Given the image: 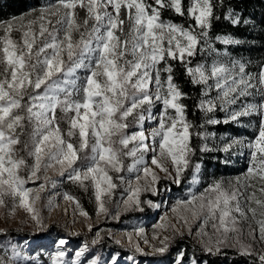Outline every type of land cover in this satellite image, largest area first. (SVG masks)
<instances>
[{
    "label": "snow or ice",
    "instance_id": "6c2138e0",
    "mask_svg": "<svg viewBox=\"0 0 264 264\" xmlns=\"http://www.w3.org/2000/svg\"><path fill=\"white\" fill-rule=\"evenodd\" d=\"M224 3L225 0H55L0 22L3 33L0 35V207L7 208L10 214L22 207L42 226V219L29 201L33 190L24 187L27 181L20 175V169L26 168L28 179H35L42 164L45 170L54 164L62 168L67 165L71 169L68 178L81 187L91 180L99 211L104 213L108 209L101 195L117 187L106 169L110 166L121 171V155L134 158L129 171L142 173L143 190L153 194L157 192L154 185L161 178L159 172L174 183L180 182L189 167L198 174L201 165L193 164L192 157L198 150L213 149L206 143L197 149L191 143L190 130L197 125L187 119V106L181 102L187 94L174 82L170 61L175 60L184 66L191 77L190 83L204 86L203 97L208 98L199 100L198 109L207 115L206 124H228L247 116L258 118V135L246 145L251 156L243 177H237L235 185L227 188L223 181H214L201 195L178 202L185 211L202 219L199 226L202 236L209 235L206 226L210 220L213 232L221 234L213 246H204L205 251L218 253L221 246H229V233H232V239L240 245V254L252 255V246L241 243L242 229L237 225L247 221L250 213L259 228L258 234L250 228L249 235L253 241L258 239L264 244V63L259 65L260 70L255 75L247 72L246 64L240 61L231 62L230 67L216 62L210 70L203 65L188 66L191 63L188 57L210 45L209 31L213 22L221 19L217 10ZM78 10L85 13L82 21ZM165 11L191 23L186 27L184 23L164 20ZM29 16L31 18L26 19ZM223 18L233 25L242 22L231 9ZM13 31L21 33L19 41L12 38ZM74 33L79 39H74ZM214 39L225 45L241 43L227 35H217ZM79 68H87L89 74L77 87L75 80L68 78L74 77ZM210 80H214V84H210ZM213 88L218 90L215 98L209 96ZM257 93L259 99L255 103H244L239 110H229L242 98L247 100ZM157 103L162 105V110L159 116H154L152 109ZM58 108L68 123L66 133H62L56 116ZM134 110H139L136 120L141 130L127 135L123 130L128 127L127 117ZM217 110L226 112L227 118L223 121L214 118ZM146 119H155L158 124L150 135L143 131ZM25 122L32 126L31 150L28 151L34 158L31 165L18 155L16 148L24 135ZM65 135L69 139L66 140ZM208 135L195 133L196 137L204 139ZM210 135L215 136V133ZM74 136L78 137V144L71 142ZM133 141L136 143L128 149ZM241 143L231 139L220 150L228 153L233 145ZM117 144L121 147H114ZM24 147L28 149L29 144L25 142ZM85 150L90 151L85 157L89 164L82 174L73 165L81 159L79 152ZM148 152L153 154L150 159L145 158ZM45 156L47 162H44ZM161 158L170 159L174 174ZM60 174L63 175V171ZM141 190L139 186L130 185L125 203L139 207ZM6 197L11 198V203L6 202ZM39 198L36 195L34 200ZM65 198L74 200L67 194ZM147 203L158 207L151 201ZM76 206L80 207L78 201ZM80 214L88 215L82 208ZM160 227H164L163 223ZM139 233L143 235L144 229H139ZM131 239L129 234V242ZM167 240L164 236L161 246L152 247L157 253H165ZM58 243L64 245L66 241L61 239ZM143 243H149L147 237ZM135 251L143 252L140 242L135 244ZM15 255L18 253L14 252ZM65 255L64 251L56 253L57 264ZM82 255V251L77 253L78 257ZM184 256L183 250L178 251L173 264H184ZM119 259V254H114L110 264H118ZM258 260L259 264H264V252L258 254ZM0 264H5L2 258Z\"/></svg>",
    "mask_w": 264,
    "mask_h": 264
},
{
    "label": "rangeland",
    "instance_id": "374dc122",
    "mask_svg": "<svg viewBox=\"0 0 264 264\" xmlns=\"http://www.w3.org/2000/svg\"><path fill=\"white\" fill-rule=\"evenodd\" d=\"M54 2H49L48 4ZM30 18V16L26 17V19ZM126 27L127 25L125 28ZM0 35H3V33L0 32ZM20 37V32L13 31L12 38L14 40L19 41ZM85 63H87V61H85ZM88 74L87 68H79L75 71L74 77H69L68 79H74L77 87H79L82 85ZM258 99L259 95L257 93L254 96L248 97L247 100L255 103ZM247 100L243 99V101ZM161 110L162 105L157 103V106L152 109V114L154 116H159ZM137 111L139 110H134L133 114L127 117L126 123L128 124V127L123 130L127 135H131L132 133L141 130L140 124L136 120ZM169 111L174 112L172 109ZM145 114L147 115V113ZM69 115L72 114L69 113ZM257 122L258 118L256 117L255 125L252 124L250 127L254 128ZM26 125L27 143L29 144V147L26 149V153L20 157H23L27 164L31 165L34 162V158L28 155V151L31 150L30 133L32 131V126L27 124V122ZM156 127H158V124L155 119H146L143 121V131L145 132V135H150L152 129ZM255 131L256 133L252 138L240 139V141H242L241 144L233 145L231 151L239 156L236 164H245V169L238 174L217 180L223 181L226 188L234 186L236 178H242L243 174L246 172L251 156L250 149H248L246 145L248 142L254 141L257 137L258 123ZM135 143L136 142L134 141L130 142L128 149L132 148ZM114 147L120 148L121 146L117 144ZM128 149H123V151L126 152ZM242 150L245 151L244 154L240 152ZM83 154L86 157L90 155V151L85 150L84 153H82V156ZM152 155L151 152H148L145 154V158L150 159ZM85 157H82V159L78 160L76 164L73 165V167H76L82 174L86 166L89 164V161L85 159ZM120 159L123 164L121 171L117 172L110 166L106 169L108 174L113 178V183L117 185V187L110 192H105L101 195V200L108 209L106 213L99 211V202L96 200L95 188L91 180L84 182V184L90 187L94 198L95 207L91 212L84 209L79 200L64 189L63 185L65 182H74L68 178L71 169H69L67 165L62 168L59 164H54L52 167L45 170L42 164L41 170L37 173V178L35 179H28V169L21 168L20 175L27 181L24 187L33 190L29 196V201L33 203L36 212L42 219V226L38 225L36 221L32 219V214L22 207H17L14 214H10L7 208L0 207V233L9 230H29L37 233L42 228L56 224L66 228L73 235L90 233L95 240L101 235H107L115 242L119 240V244L129 248L131 250L130 252H137L135 251V244L140 242L143 252L139 253H148L151 255L161 254L157 253L152 245H156L157 247L161 246V240L164 236H167L168 240L166 243L168 250L162 254H168L174 259L177 253L175 252V247L171 246L173 243H176V240L179 237L188 236L194 243L202 248H204L206 244L208 246H213L215 244L216 239L219 238L221 234L213 232V221L210 220L209 224L206 226V231L209 235L202 236L199 227L202 223V219L199 216H193L191 212L185 211L184 208L178 204L179 201L191 200L193 195H201L214 181H209V185H202V183H200L201 179L198 177L199 173H195V170L192 167H189L179 183H174L172 180L167 179L163 172H159L161 178L154 185L157 192L156 194H153L151 191L143 190L145 188V177L142 173L129 171V166L132 164L134 158L121 155ZM44 162H47V156H45ZM161 162L164 163L170 171H173L174 174L170 159L161 158ZM192 163L194 164L193 159ZM101 166H104L103 162H101ZM62 171L63 175L60 174ZM138 174L140 175L139 180H137ZM194 175L196 182H194ZM184 180L187 182V185L182 186ZM41 185H43V188H41ZM130 185L132 187L139 186L142 189L139 194V199L141 201L139 207L131 202L125 203L130 194L128 191ZM101 187H106V185H101ZM66 194L72 196L74 200L66 199ZM36 195H39L40 197L38 200H34ZM5 199L6 202L11 203L10 197H6ZM76 201L79 202V208L76 206ZM148 201H151L152 205H158V207L149 206L147 203ZM81 208L87 212V216L80 214ZM140 209L143 210L141 211ZM133 213L145 214L133 222H122L124 217ZM257 218H259V216ZM185 219L187 220V223L184 222ZM162 223L164 227H160ZM237 227L242 229V235L240 236L241 243L246 245L250 244L252 246V253L254 254L258 255L259 253L264 252V244L260 243L258 239L253 241L251 235H249L250 228L256 230L257 234L259 228V225L255 223L250 213L248 215V220L240 222ZM141 228L144 229L143 235L139 233V229ZM189 229H191V235L189 234ZM129 234L132 238L131 242L128 240ZM209 236H211V239H209ZM232 236L233 234L229 233V246H221V249L231 248L240 252V245L232 239ZM144 237H147L149 243H143ZM154 237H159V239H154ZM61 239L65 240L66 244L60 245L58 242ZM58 251H64L66 253V255L60 259L59 264H91V261L93 260H96L97 264H110L111 258L113 257L111 255H105L98 260L92 252V249L89 248L85 242L79 241L75 243L71 241V239L60 235L58 238L48 237L43 241L35 238H26L24 240L20 239L17 243L10 242V245L5 247L0 245V258L5 261V264H57L55 257ZM81 251L83 252V255L78 257L77 253ZM14 252L18 253V255L14 256ZM118 262H125V259H119ZM154 264H162V262L156 261Z\"/></svg>",
    "mask_w": 264,
    "mask_h": 264
},
{
    "label": "trees",
    "instance_id": "16d2710c",
    "mask_svg": "<svg viewBox=\"0 0 264 264\" xmlns=\"http://www.w3.org/2000/svg\"><path fill=\"white\" fill-rule=\"evenodd\" d=\"M54 1L0 0V22L9 21L14 17L21 16V14L28 13L30 8L37 5H47L49 2ZM229 9L241 17L242 22L240 24L233 25L229 20L223 18L228 15ZM78 11L82 21L85 13L82 10ZM217 14L221 15V19L214 21L209 31L211 38L210 45L204 46V49L198 51L195 56L188 57L191 61L188 66L195 68L197 65H203L206 69L210 70L212 64L216 62L226 64L230 67L231 62L240 61L246 64L247 72L255 75L260 70L259 65L264 63V0H225L224 6L217 10ZM162 19L172 20L176 23H184L186 27L191 23V21H185L183 18L169 11L162 13ZM91 23L90 21L89 26H91ZM125 29L127 30V27ZM217 35L231 36L240 40L241 43L225 45L214 39ZM74 39H79V35L74 33ZM170 63L173 66L174 82L178 83L182 92L187 94L186 98L181 99V102L187 106V119L194 125H197V127L190 130L193 133L192 145L200 149L206 143L209 148L213 149V151L209 152H201L198 150L197 155L192 157L194 164L199 163L201 165L198 176L201 179L200 183L207 185L209 181H217L242 172L245 169V164H236L239 156L235 155L231 150L228 153H224L220 149L231 139L240 140L252 138L256 133L255 129H257L258 122L254 127L255 129L250 126L252 124L255 125L256 116L241 117L237 122L230 121L228 124H206L207 115L198 109L199 100L201 98H208L203 97L204 86L190 83L191 77L186 72L184 66L178 61L171 60ZM209 83L214 84V80H210ZM217 93L218 90L213 88L209 96L215 98ZM248 102L249 100L243 101L241 99L236 105L231 106L229 110H239L242 107V103ZM56 116L62 133H66L68 123L66 119L62 118L63 114L59 108L56 111ZM214 118L223 121L227 118V113L217 110ZM196 132L208 133L209 135L207 139H204L203 137H196ZM26 133L27 125L25 126L24 135L20 137L21 143L16 146L19 156L26 153L24 147L25 142L28 141ZM211 133H215V136L210 135ZM222 137L224 139H221ZM65 138L69 139L66 135ZM70 139L73 144H78L79 142L76 136ZM240 152L245 153L243 150ZM82 153L84 151L79 152L81 159L85 157L84 154L82 156ZM225 160L228 161V164L224 163ZM84 185L85 187H81L79 183L67 181L63 187L79 200L84 209L91 212L95 207L93 194L90 187L86 184ZM184 185H187L185 180L182 182V186ZM144 214H128L122 219V222H133ZM60 235L71 239L75 243L79 241L85 242L92 249V252L98 260L105 255L113 256L118 253L120 259H125V262H118V264H154L156 261H160L162 264H173L174 261V258L168 254L151 255L148 253L130 252L131 250L129 248L116 243L107 235H101L97 240L90 233L73 235L66 228L56 224L42 228L37 233L29 230H9L4 233L2 232L0 233V245L5 247L10 245V242L17 243L20 239L24 240L26 238H35L43 241L48 237L58 238ZM173 246L175 247L176 253L180 250L184 251V264H259L257 254L242 255L240 252L231 248H222L218 253L210 254L204 248L194 243L188 236L177 238L176 243H173L171 247Z\"/></svg>",
    "mask_w": 264,
    "mask_h": 264
}]
</instances>
